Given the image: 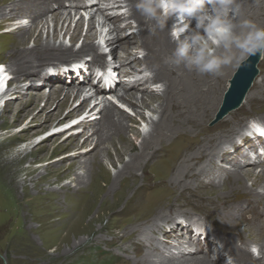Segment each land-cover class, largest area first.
<instances>
[{
	"label": "bare ground",
	"instance_id": "1",
	"mask_svg": "<svg viewBox=\"0 0 264 264\" xmlns=\"http://www.w3.org/2000/svg\"><path fill=\"white\" fill-rule=\"evenodd\" d=\"M99 1H104V7L99 5L100 2L96 3V0H0V27L9 25L7 32L12 37L6 45V56L10 62L9 69L17 74V80L32 82L35 79L32 75L40 73L36 77L40 87L43 84H54L56 80L60 81V87L55 86L51 93H42L37 91V88L31 91L29 97L17 107H14L12 99L9 100L0 112V118H6L9 116L8 112H13L16 121L35 108L39 109L34 115L36 123L56 119L60 124L68 115H71L69 120H78L84 115L78 124L70 128L72 131L82 124L83 140L78 141L79 133H73L65 140V147L77 151L61 160H50L47 163L46 169L49 172H58L59 177L45 182L42 180L43 184V177L32 179L38 195L31 193V187L25 181L22 185L24 195H18L19 198L22 200L23 196L29 195L32 199L40 196L53 199L56 202L54 211L61 213L60 222L63 228L70 226V229L85 218L94 202H98L96 216L82 229L88 234V240H80L79 244L108 241L116 249L122 248L123 243L136 246L135 249L140 251L139 255L135 258L125 255L122 261L119 260V264H216V259L221 256L232 258L231 262L236 264H264V191H258L260 186L264 188V158L260 156V151L264 153V134L251 130L249 135L243 133L250 120L256 117L264 119V55L259 56L257 76L241 103L219 118L225 92L230 88L231 80L241 64L226 66L220 76L189 72L183 66L170 67L164 64V58L175 47L168 32L175 21L174 17L169 18L165 30L153 35L148 30L151 22L146 21L135 8L136 0ZM121 2L127 8V17H124L125 13L117 11L122 7ZM238 2L240 19H251L264 26V0ZM72 10L78 13L80 10L89 11L88 27L84 35L81 34L84 25V18L81 16L76 20L75 28L71 32L69 46L64 40L70 32V24L63 35L55 28L51 39L49 36L44 39L42 29L47 24V17L51 14L56 23H71ZM98 16L103 17V26L106 23L112 26L108 31L110 37L105 43L112 46L113 58L127 55L121 62L115 59V63L110 64L109 74L98 72L91 82L95 89L92 93L85 94L87 85L70 90L68 80L71 78L76 76L84 83L92 70L88 63L77 66L79 76L74 70L64 71L69 67L49 68L45 63L50 58L69 61L85 54L92 55L96 61L94 63L101 65V62L106 60V55L96 46L99 37L95 31ZM121 17L123 19H120ZM129 18H133L137 24V35L120 34V30L132 28L131 23L127 21ZM23 19H26V23H22ZM115 32L116 35L113 36ZM61 37L63 42L57 44L56 41ZM81 39V47L75 50L76 43ZM30 41H33L32 47L29 46ZM138 49L146 52L143 60L138 62L139 66H143L141 69L132 62L136 54L132 60L127 59ZM118 63L122 64L118 73L121 72L123 80L115 85L114 74L117 71L112 66ZM259 64L263 65V69ZM147 70L150 74L142 78L124 81L127 76H136V72ZM21 76L24 77L20 78ZM258 77H261V80ZM6 78L7 69L0 67V96ZM158 83H163L164 88L160 89L162 91L153 88ZM18 90L19 84L13 97L20 96ZM112 94L131 107L141 118H145L144 111L147 109H152L158 114L157 119L150 120L151 129L146 134L142 135L141 124L134 127L129 124L134 121L130 114L108 100ZM82 96L83 98L74 105ZM93 96L97 99L102 97L99 104H103V107L95 112L94 117H86V111V114H90L96 108V105L91 109L86 106ZM43 100L45 104L40 107L39 104ZM54 103L55 107L52 109ZM69 104L65 117L59 118L64 106ZM43 113L45 117L41 120ZM90 118L95 119L89 121ZM3 123L0 122V125ZM259 124L264 125V122ZM30 127L28 125L22 131L25 133ZM27 136L31 137L33 133L22 134L20 137L27 139ZM141 136L142 141L138 145L136 140ZM92 141H95L94 146H90ZM111 148L115 150L121 162L126 155L130 156V160L123 164L115 176L109 174L103 162V157H107L112 160V164L116 163ZM61 149H64V144L56 146L52 155ZM21 154V151L18 152L15 158L0 156V167L6 176L13 174L14 165ZM237 154L241 156L240 160L234 159ZM65 160L69 163L62 164ZM79 166L85 169L84 175L75 174ZM259 166L262 169L256 173L255 168ZM37 170L38 168L29 170V174ZM139 170L143 175L142 183L138 175ZM64 173L75 174L74 187L64 184L59 190L52 191L45 187L54 186ZM148 174H153L154 182H146ZM102 180L105 182L103 185ZM248 181H252L251 186ZM18 186L19 183L14 181L15 191ZM23 202L27 203L26 199ZM175 212H181L183 215L174 223L168 224ZM192 213L211 219L213 227L225 236L212 239L208 230L200 226H196L199 235L191 232L190 225L182 218ZM112 218L119 220L120 229L117 231L108 228ZM159 221H163L165 225H159ZM97 222L101 225L96 228ZM151 230L156 232V237L157 233H160L165 239L168 238V242L162 247H170L169 239L178 238L177 249L181 251L178 250L175 257L165 251L158 257L154 254L156 248H159L158 243L150 240L151 237L147 240ZM189 232L197 240L204 241L206 247L200 248L196 242L190 240V248H187L186 234ZM105 234L111 235L112 239L108 240ZM66 237L67 235L65 239ZM211 242L220 244L225 253H220L221 255L214 259L211 256L212 250L208 251ZM252 243L259 246L261 256L254 257L249 251L250 246L247 245Z\"/></svg>",
	"mask_w": 264,
	"mask_h": 264
},
{
	"label": "rangeland",
	"instance_id": "2",
	"mask_svg": "<svg viewBox=\"0 0 264 264\" xmlns=\"http://www.w3.org/2000/svg\"><path fill=\"white\" fill-rule=\"evenodd\" d=\"M121 1V0H119ZM99 3V0H96V3ZM104 2V1H103ZM101 3L99 5L104 7V3ZM122 7L117 10L120 13H125L124 17H127V8L124 7V4L122 2L120 3ZM112 5V4H109ZM110 9V8H109ZM117 9V8H115ZM83 12H86L85 10H80V13H78L76 10H72V16L73 20L71 23L69 21L62 24L56 23L53 19L51 14L47 17V24L42 29L43 37L44 39L49 36L51 39L55 28H57V31L59 33H64L67 26L69 25L70 32L66 36V40L64 42L69 46L71 44L70 41V35L73 29L76 25V20H78L81 16L84 18V25L82 28V35L86 32L85 26L86 22H89V17L84 16L82 14ZM89 12V11H88ZM86 14H88L86 12ZM75 18V19H74ZM99 18V19H98ZM98 21H96V28L95 31L98 32V35L100 37L97 43V48L104 52V55H106V60L101 62V65L95 64L93 60L92 55L85 56L82 54L75 58V60H69L65 61V59H54L50 58L48 61H46L45 65L48 64L49 68H62V67H69L67 69H64V71L69 72L70 70H74L75 73L79 76V69L78 65H81V63H88L89 67H91V72L87 75L86 80L84 83L80 81V79H77L75 76L74 78H71L68 80L69 89L78 86H86L87 88L85 90L86 93H92L94 89L93 86H91V82H93V78L97 77V73L101 71L100 69L107 70V67H111L110 64L115 63V59L118 62H121L124 56L121 55L116 58H113L111 54L112 46H108L105 42L109 39L110 35L108 34L109 29L112 27L111 24H107L103 26L104 19L103 17L98 16ZM120 19H123L122 17ZM128 23L130 22L132 25V28H125L123 31L120 30V34L126 35L134 33L137 35L139 33V30L136 28L137 24L133 18H129ZM22 23H26V19L22 20ZM100 23V24H99ZM59 24V25H58ZM8 26H2L0 27V63H4L8 69L10 62L6 56L7 54V44L12 39L8 31ZM65 26V27H64ZM124 27V24L122 25ZM5 27V28H4ZM7 28V29H6ZM63 28V29H62ZM62 31V32H61ZM61 35V36H62ZM116 35V32L113 33V36ZM98 37V38H99ZM63 37L59 38L56 42L59 44L60 42H63ZM82 39L79 40L76 43L75 50H78L81 47ZM29 46H33V41L29 43ZM85 53V52H83ZM145 51L143 49H138L136 51L132 52V56H130L129 60L133 59V55L136 54V58L132 60L134 62L138 69L143 68V66H139L138 62L143 60V57L145 55ZM123 58V59H122ZM260 58V57H259ZM137 61V62H136ZM131 62V63H132ZM94 64V65H93ZM72 66L70 68V66ZM93 65V66H91ZM121 63H118V65L112 66L115 71H117L114 76L116 75L115 85L123 80V76H121V72L118 73V70L121 69ZM259 67L263 69V65L259 64ZM98 68V69H97ZM100 68V69H99ZM11 71V69H9ZM97 70V71H96ZM140 71V70H139ZM12 75H14V79L12 81V92L8 94V99L5 101V104L9 102V100L12 99L14 102V107H17L20 102H23L26 100L31 91L35 90L37 88V91H42V93L48 94L57 87H60L58 83H60L59 80H56L54 84H43L40 86L39 81L36 78L39 76L40 73H35L32 76L35 77L34 80H24L21 81L17 80V74L13 73L11 71ZM113 74V72H112ZM150 74V71L145 72H136L135 75L127 76V78L124 79V81H132L138 78H142L145 75ZM24 76H21L20 78H23ZM65 78V77H64ZM259 80H261V77H258ZM34 81V82H33ZM20 85V90H18V94L20 96H15V88L17 85ZM90 84V85H89ZM77 85V86H76ZM95 85H99L98 83ZM123 85V84H121ZM143 85V84H142ZM124 86V85H123ZM101 87V86H99ZM141 88V84L139 86ZM153 88L156 91H162L164 88L163 83H158L157 85H154ZM70 89V90H71ZM162 89V90H160ZM227 92V91H226ZM225 92V94H226ZM6 95L3 94L0 96L3 98ZM84 95V94H83ZM104 95V94H101ZM113 95V94H112ZM99 96V98H95L94 96L90 99L89 102L86 103V106L88 108H92L96 105L95 110L90 113L86 114V117H94L95 112H97L100 108L103 107V104H99L102 97ZM79 98L74 102V105L77 104L81 99ZM111 100L114 102L120 109L125 110L128 114H130L134 121H130L129 124L134 126H139L141 124L140 129L142 131V135L146 134L151 129V119H157L158 114L154 112L152 109H147L144 111L145 118H141L139 115L135 113V111L129 107L127 104H125L123 101L119 100L116 96H109L108 100ZM108 103V101H106ZM4 106L1 107L0 112L4 109ZM45 104V101H41L39 106L43 107ZM156 106V105H155ZM55 107V103L52 105V109ZM70 104L67 106H64L60 113L59 118H64L67 112L69 111ZM38 108L33 109L31 112L26 113L22 118L19 120H14L13 118V112H8V117L0 118V122H4L0 125V156L1 157H10L15 158L18 152H22V154L19 156V161L14 165V172L13 174L6 176L4 170L0 167V264H119L123 259V256H131L132 258H135L139 255L140 251L138 249L136 250L134 245L123 243L122 248H117L111 244L106 242H97L90 244H79L80 240L85 239L88 240V234L86 232H83L82 229L86 228L88 225L89 220L96 216V211L98 209V202L93 204V206L90 209V212L85 216L84 219L78 221L72 229H70V226L68 228H63L62 223L60 222L61 213L55 212L54 208L56 206V202L46 196H40L36 199H32L31 196L24 197L21 200L18 195H24L23 190V183L26 181L29 186L31 187V193L33 195L37 194L38 191L34 187V181L32 179H38L40 177H43L44 179H41V183L43 184L45 181L49 179H57L59 177L58 172H49L46 169L48 161H58L61 160L64 157H68L71 154H74L77 150L71 148V147H65V141L71 134L79 133L80 137H78V141H82L84 138L83 135V127L82 124L77 125L76 129L70 131L71 124L76 121L74 118L69 120V117L71 115H68L64 118L63 122L58 124V120L53 119L48 122H39L36 123L34 120V115L38 112ZM55 111V110H54ZM83 111V110H82ZM46 113V112H45ZM45 113L42 114V119L45 117ZM79 113V112H78ZM220 113V112H219ZM218 113V114H219ZM217 115H215V119ZM93 118H90L92 120ZM95 119V118H94ZM93 119V120H94ZM256 121V122H264V119H258L257 117L255 119H252L250 121ZM250 121L247 128H244L243 133H247L249 135L250 130L253 132L254 130L250 127ZM58 124V126H56ZM31 126L29 131H25V133L22 131L25 127ZM45 125V127H44ZM81 126V127H80ZM75 127V126H74ZM249 127V128H248ZM33 133V136L29 137L27 139H21V135H29L30 133ZM255 132V131H254ZM35 133V134H34ZM264 138V135H262ZM51 137V139H48ZM141 138V139H140ZM138 140H136V143L139 145L142 141V136ZM48 139V140H46ZM59 144H64V149L57 150L52 155V151L56 146ZM95 141H92L90 146H94ZM46 145V146H45ZM42 146H45L44 149H40ZM249 145H245V147H248ZM39 149V150H38ZM113 158L115 160V164H112V160H110L107 157H103L104 165L106 166L109 174L111 176H115L116 173L122 168L123 164L125 162H128L130 160V156L126 155L124 157V160L121 162L118 160L116 156V152L113 148H111ZM261 152V151H260ZM27 154V155H26ZM24 156V157H23ZM260 156L264 158V154L260 153ZM236 157V158H235ZM240 155L234 156V159H241ZM260 157V158H261ZM83 161V160H82ZM243 161V160H242ZM219 162V161H218ZM69 161L65 160L62 161V164H68ZM221 163V160L220 162ZM259 165V164H258ZM37 171L32 172L29 174V170L37 169ZM262 167L259 166L255 168L256 173H259L261 171ZM85 169L83 166H79L76 168L75 174H81L84 175ZM74 173H64V176L59 178V181L54 184V186L45 185L46 188H48L49 191L52 190H59L61 186L64 184H70L72 187L76 185L74 178ZM212 174V173H211ZM138 175L140 176V183L143 181V175L142 172L139 170ZM6 176V177H5ZM154 176L153 174H148L146 177V182L151 183L154 182ZM153 179V180H152ZM42 180L44 182H42ZM14 181L16 183H19L18 188H16V191L13 188ZM145 182V180H144ZM105 182L104 180L101 181V185H103ZM252 181H248V185L251 186ZM258 191L263 192L264 188L263 186H260ZM145 193V191H143ZM26 199L27 203H24L23 200ZM29 200V201H28ZM22 203V204H21ZM64 208H62L63 210ZM176 214H173V218L168 222V224L174 223L177 221L183 214L181 212H175ZM76 219V217H75ZM186 219L188 224L190 225V231L195 233L196 226H204L207 229L210 230V235L213 237L212 239H219L222 236H225L223 233H219L215 227H213L212 220L208 218H201L198 213H192L186 215V217L182 218ZM106 220V219H105ZM107 221V220H106ZM185 221V222H186ZM107 223V222H106ZM119 220L117 218L110 219V222L108 223V228L113 230H119L120 226ZM101 223L98 222L95 224V227H99ZM159 225H165L163 221H159ZM185 225V224H183ZM67 229V230H66ZM69 229V230H68ZM80 231V232H77ZM186 234V247L190 248L189 241L194 235ZM158 237H156V232L149 231L147 240L151 239L153 242L158 243L159 248H156L154 251V254H156L158 257L162 252H167L170 254V256H176L178 253V250L181 251L178 248V238H171L169 239L170 247H162L163 244L168 242V238L164 237V235H161L160 233H157ZM198 234V233H196ZM237 235V233H234ZM67 235L66 239L65 236ZM189 237H188V236ZM199 235V234H198ZM107 237L108 240L112 239L111 235H104ZM219 237V238H218ZM185 238V237H184ZM145 240V238H143ZM198 247L205 248L206 245L204 241H195ZM201 242V243H200ZM102 243V244H101ZM90 244V245H89ZM96 244V245H95ZM89 245V246H88ZM205 245V246H204ZM239 245H241V242H239ZM255 244H249L247 246H252ZM210 249L208 251L212 250L211 256L215 259L216 256L221 255L220 253H225L222 247H220V244L215 245V242H211L209 244ZM216 254V255H215ZM120 255V256H118ZM262 253L260 251L259 256H261ZM215 256V257H214ZM258 256V257H259ZM256 257V256H254ZM223 259H225L223 261ZM121 260V261H119ZM232 258H228L227 256H221L216 259V264H232L233 262ZM236 264V263H233Z\"/></svg>",
	"mask_w": 264,
	"mask_h": 264
},
{
	"label": "clouds",
	"instance_id": "3",
	"mask_svg": "<svg viewBox=\"0 0 264 264\" xmlns=\"http://www.w3.org/2000/svg\"><path fill=\"white\" fill-rule=\"evenodd\" d=\"M135 8L151 22L148 30L153 35L165 30L175 16L168 29L175 47L164 58L170 67L220 76L226 66L240 65L253 54L264 55V26L240 19L238 0H136ZM250 127L264 134V125L253 120ZM249 251L260 254L258 245Z\"/></svg>",
	"mask_w": 264,
	"mask_h": 264
},
{
	"label": "water",
	"instance_id": "4",
	"mask_svg": "<svg viewBox=\"0 0 264 264\" xmlns=\"http://www.w3.org/2000/svg\"><path fill=\"white\" fill-rule=\"evenodd\" d=\"M260 54L250 55L239 67L231 80V85L225 94L223 107L221 109L219 118L222 117L227 111L237 107L246 92L251 87L254 79L257 76L258 69L257 63Z\"/></svg>",
	"mask_w": 264,
	"mask_h": 264
}]
</instances>
